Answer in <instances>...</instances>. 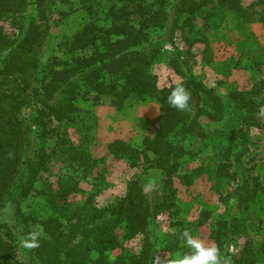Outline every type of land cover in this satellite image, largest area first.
Returning a JSON list of instances; mask_svg holds the SVG:
<instances>
[{"label":"trees","instance_id":"trees-1","mask_svg":"<svg viewBox=\"0 0 264 264\" xmlns=\"http://www.w3.org/2000/svg\"><path fill=\"white\" fill-rule=\"evenodd\" d=\"M45 1L0 0V264H153L160 252L150 237L149 225L159 214L171 209L174 196L154 198L153 193H144L145 187L139 182L132 181L124 202L111 210L92 208L88 202L73 210L68 200L70 191L62 188L58 196L47 193L45 198L56 215L37 220L25 213L23 203L37 192L36 183L41 173L48 170L51 157L42 145L31 152V134L38 132L40 138H45L54 132L53 123L70 119L78 111L81 95L111 96L117 108L132 98H154L161 114L155 136L143 140V153L154 155L152 163L171 180L185 154V140L205 136L199 132L200 118L206 116L220 121L225 104L184 64L185 75L180 83L191 93V109L180 111L171 107L167 96L175 84L159 88L151 73L158 57L154 43L162 32L173 50L184 52L183 48L178 49L177 38L194 31L199 11L218 3L240 14L241 1L126 0L121 7L108 11L106 25L94 20L86 23L67 44V58L54 59L42 66L38 48L47 29L44 30L47 26ZM31 5H36L37 15L24 20V13ZM254 6L264 8V0H255ZM248 15L246 10V19ZM6 22L13 23L14 32L4 27ZM179 32L182 34L178 35ZM187 43L186 51L193 45ZM231 99L246 107V123L256 125L258 114L263 111H258L260 104L255 100V91L232 92ZM36 105L40 108L32 119V126H25L22 110ZM109 150L115 156L132 160L140 153L124 141L111 143ZM232 153V147L228 148L227 162L219 165L218 175L229 176ZM82 157L72 152V160L90 171L93 167L90 158L85 156L86 162ZM258 188L259 184L250 183L246 176V195L238 192L237 207H243L246 199L247 208ZM8 211L12 218L8 217ZM66 217L76 220L63 224L61 218ZM238 220L234 217L219 222L213 231L216 246L229 264L239 230L238 226L235 229L234 222ZM35 224L42 226L45 233L40 246L20 247L19 240L36 228ZM137 237L140 238L137 251L123 249L121 238L127 241ZM118 249L121 253L110 261L109 254ZM165 250H181L182 254L190 251L178 240L168 244ZM20 251L26 262L18 258ZM241 254L236 264H255L259 256L264 259V245L257 249L248 241ZM161 264L166 263L161 261Z\"/></svg>","mask_w":264,"mask_h":264},{"label":"rangeland","instance_id":"rangeland-1","mask_svg":"<svg viewBox=\"0 0 264 264\" xmlns=\"http://www.w3.org/2000/svg\"><path fill=\"white\" fill-rule=\"evenodd\" d=\"M125 1L46 0L44 30L47 29L43 44L38 48L40 65L67 58V44L86 23L94 20L106 25L108 11L121 7ZM240 1L243 7L240 14L218 3L199 11L194 31L177 38V47L184 52L173 50L172 44L163 39L162 32L154 43L158 57L151 73L159 88L182 82L184 64H187L195 78L225 104L220 121L206 116L200 118L199 132L205 136L185 140V154L171 180L152 163L154 155L143 153V140L155 136L161 114L156 99L132 98L117 108L111 96L81 95L77 101L78 111L70 119L53 123L54 132L45 138H40L38 132L31 134V152L42 145L51 160L48 170L39 176L37 192L23 203L25 213L40 221L55 216L45 198L47 193L58 196L62 188L70 191L68 200L73 210L88 203L92 208L111 210L124 202L130 183L136 181L145 187V194L153 193L154 198L174 196L171 209L159 214L149 225L150 237L163 263L167 264L177 253L182 254L181 250L168 252L165 247L176 240L182 246L183 231H189L205 244L216 245L213 239L216 225L234 217L239 218L234 222L235 229L238 226L239 230L231 248L230 264L241 259L246 242L260 249L264 245V19H261L264 8L255 7V0ZM36 10V5L28 7L23 19L36 16ZM3 25L14 32L13 23ZM187 42L193 45L186 51ZM252 90L260 104L258 111L263 113L258 114L256 125L249 126L246 107L232 100L231 93ZM39 108L36 105L22 110L25 126H32ZM115 141H124L138 150V160L111 154L109 146ZM230 147L233 153L229 176L218 175V167L227 162L225 154ZM72 152L80 153L86 162L89 157L92 169L87 171L85 166L73 161ZM135 161L137 164L132 165ZM246 176L250 183L259 184V188L247 208L246 199L243 207H237L238 192L246 195ZM7 214L12 218L9 211ZM74 220L61 218L63 224ZM119 232L122 233V229ZM121 241L127 251H137L140 247L139 237L127 241L121 238ZM120 253L121 249L111 252L110 261ZM18 258L27 261L21 251ZM255 264H264V259L259 256Z\"/></svg>","mask_w":264,"mask_h":264},{"label":"clouds","instance_id":"clouds-1","mask_svg":"<svg viewBox=\"0 0 264 264\" xmlns=\"http://www.w3.org/2000/svg\"><path fill=\"white\" fill-rule=\"evenodd\" d=\"M191 93L183 83H176L167 96V103L180 111L191 109ZM45 233L42 226L34 228L19 240V246L26 249H33L40 246V241ZM182 246L190 251L187 253H177L167 261V264H228L219 248L214 244H205L202 240L196 239L189 231L181 233ZM153 264H161L160 257L156 256Z\"/></svg>","mask_w":264,"mask_h":264}]
</instances>
